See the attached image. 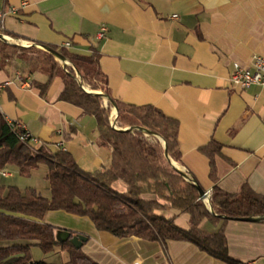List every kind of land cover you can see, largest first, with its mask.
I'll list each match as a JSON object with an SVG mask.
<instances>
[{"label": "crops", "instance_id": "crops-1", "mask_svg": "<svg viewBox=\"0 0 264 264\" xmlns=\"http://www.w3.org/2000/svg\"><path fill=\"white\" fill-rule=\"evenodd\" d=\"M0 6L8 13L0 31V110L25 124L37 138L34 146L66 150L90 172L110 166L113 148L101 143L96 117L59 98L62 77H51L42 61L45 44L82 55L96 50L115 99L152 105L178 121L181 158L171 163L208 192L210 209L216 185L228 193L247 185L264 194V88L231 82L235 63L248 66L254 55L264 56V0H0ZM111 112L116 119L118 109L112 106ZM209 144L216 150V181ZM40 168L49 191L36 189L49 197L48 168ZM14 173L20 174L15 165L1 170L0 185H11ZM112 186L127 187L121 179ZM51 212L45 222L53 224ZM189 221L188 213L176 218L183 228ZM221 225L204 222L209 231ZM56 227L57 236L67 229ZM224 230L232 258L264 264L262 220L229 219ZM70 231L89 237L82 250L101 264H225L189 241L119 238L94 224ZM39 250L33 248L34 255ZM41 254L44 260L33 255L34 264H48L51 254L69 264L60 246Z\"/></svg>", "mask_w": 264, "mask_h": 264}, {"label": "trees", "instance_id": "trees-1", "mask_svg": "<svg viewBox=\"0 0 264 264\" xmlns=\"http://www.w3.org/2000/svg\"><path fill=\"white\" fill-rule=\"evenodd\" d=\"M59 51L65 62L59 63L55 55L43 52L50 76L62 77L64 88L59 98L96 117L101 143L113 148L112 160L108 168L87 171L66 150L37 147L21 140L22 132L14 129L0 110V171L15 165L22 176H30L45 164L50 189L47 197L34 187L21 190L16 185H0V264H34L33 248L48 254L57 246L69 253V264H101L82 248L77 249L70 239L59 240L57 227L45 222L46 214L56 210L88 217L99 231L119 238L189 241L225 264H250L230 256L224 223L247 216L264 222V194L247 185L236 193L216 185L210 209L200 198L195 177L184 171L185 177L171 163V159L181 158L178 121L152 105L138 106L115 99L101 70L98 51L92 55ZM45 90L43 85L42 94ZM104 98L108 105L103 103ZM112 106L118 109L119 129L111 125ZM148 136L162 137L166 146L159 148ZM211 144L206 151L211 158L210 174L216 181V150L212 151ZM214 144L219 150V145ZM118 179L127 185L124 191L112 186ZM165 210L175 213L168 216ZM183 213L190 215L187 228L176 223L177 216ZM221 221L216 231L204 227V222Z\"/></svg>", "mask_w": 264, "mask_h": 264}, {"label": "rangeland", "instance_id": "rangeland-1", "mask_svg": "<svg viewBox=\"0 0 264 264\" xmlns=\"http://www.w3.org/2000/svg\"><path fill=\"white\" fill-rule=\"evenodd\" d=\"M42 61L44 62V60ZM110 121H111V125L114 128L119 129L122 127L118 122V116L115 119V117L112 115V112H110ZM148 139L153 144L157 145L159 148L161 149L164 148V139L162 137L148 136ZM41 170L42 168L38 169L34 174H31L30 176H22L21 174L16 175V173H14L16 177L14 176L13 178H10V181L8 182H10L11 185L18 186L20 189L23 188L24 190L28 187H34L33 184H37L38 187H34V188H38V190H40L41 192L48 193L49 190L46 185V180L43 177ZM51 213H52L51 215L53 219V224L58 227L67 228L68 230H76L78 228H86L87 230V228L93 227V223L88 217L70 214L62 210H56ZM41 253H43V251L39 250V255H34V253L33 255L36 258H39V260H44L43 259L44 255ZM64 258L65 256L51 254L47 259V262L48 264H67L65 263Z\"/></svg>", "mask_w": 264, "mask_h": 264}, {"label": "built area", "instance_id": "built-area-1", "mask_svg": "<svg viewBox=\"0 0 264 264\" xmlns=\"http://www.w3.org/2000/svg\"><path fill=\"white\" fill-rule=\"evenodd\" d=\"M7 14L8 13L0 6V31L5 28ZM176 16L177 15H174V17ZM106 30V27L103 26L99 32V36L103 37ZM70 45V42L66 43V46ZM231 82L233 85L240 86L242 88H248L253 85L264 88V56L260 54L254 55L251 63L248 66L235 63L234 69L231 73ZM3 87L4 85L0 83V91ZM84 88L86 89L85 86ZM6 119L14 129H18L22 132L20 136L21 140L30 141V143L33 145L35 142H37V138L28 131L25 124L18 120L9 119L7 117Z\"/></svg>", "mask_w": 264, "mask_h": 264}, {"label": "water", "instance_id": "water-1", "mask_svg": "<svg viewBox=\"0 0 264 264\" xmlns=\"http://www.w3.org/2000/svg\"><path fill=\"white\" fill-rule=\"evenodd\" d=\"M46 50L49 51L50 53H52L53 55H55L58 59H60L62 62L66 61L65 56L57 49L52 48V47H47L45 46ZM116 107V106H115ZM117 109V107H116ZM166 146V144H165ZM166 156L168 155L167 149L165 151ZM181 173L187 177V174L180 170ZM197 189L199 190L200 193V198L203 199L204 201H208L210 203V196L208 194V192L203 189V187L201 185H197ZM236 219H240V220H244V221H259L261 220V218L259 217H252V216H247V217H238ZM59 238V240L63 241V240H67L70 239L71 243L77 248H82L83 244L88 240V236L83 234V233H76L75 235H72V231L67 230V229H62L60 231V233L57 236Z\"/></svg>", "mask_w": 264, "mask_h": 264}]
</instances>
